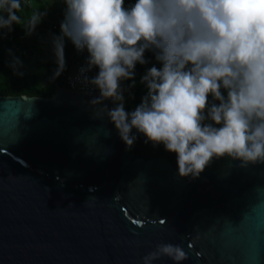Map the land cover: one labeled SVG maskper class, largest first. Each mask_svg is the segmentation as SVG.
<instances>
[{"label":"water","instance_id":"water-1","mask_svg":"<svg viewBox=\"0 0 264 264\" xmlns=\"http://www.w3.org/2000/svg\"><path fill=\"white\" fill-rule=\"evenodd\" d=\"M96 96L0 97V264H142L161 243L182 264H264V163L180 177L136 129L128 149Z\"/></svg>","mask_w":264,"mask_h":264},{"label":"clouds","instance_id":"clouds-1","mask_svg":"<svg viewBox=\"0 0 264 264\" xmlns=\"http://www.w3.org/2000/svg\"><path fill=\"white\" fill-rule=\"evenodd\" d=\"M64 5L60 34L51 37L57 64L52 79L66 69V38L77 52L86 50V65L75 79L99 90L89 103L103 106L128 149L136 129L145 143L177 154L179 176L193 179L213 158L228 156L241 167L264 163V0H64ZM21 9V0H0V31L21 24ZM46 14L35 11L24 21L25 36L35 34ZM147 52L156 63L141 76L147 89L141 103L128 112L122 81L134 86L136 65L149 63ZM22 65L15 57L10 66ZM93 68L98 72L90 77ZM108 99L114 107L104 103ZM161 257L173 264L188 259L180 245L161 243L142 264Z\"/></svg>","mask_w":264,"mask_h":264},{"label":"trees","instance_id":"trees-1","mask_svg":"<svg viewBox=\"0 0 264 264\" xmlns=\"http://www.w3.org/2000/svg\"><path fill=\"white\" fill-rule=\"evenodd\" d=\"M134 0H126V4ZM22 17L20 25H14L13 31H0V97H49L55 91V86L65 87V77L78 61L77 50L70 40L65 39L66 69L59 77L52 79L57 68L56 58L51 45V37L60 34V25L64 19V0H21ZM54 5L50 11L49 6ZM46 16L37 26L35 34L27 37L24 34V21L35 11H45ZM11 50V53L9 52ZM148 64H137L135 68V83L132 80L122 81L125 89V110L134 111L146 94V87L141 83V76L148 67L155 64L153 54L147 52ZM15 57L23 62L22 66H10ZM157 67H160L157 64ZM18 72H23L19 75ZM113 103V107H114Z\"/></svg>","mask_w":264,"mask_h":264},{"label":"built area","instance_id":"built-area-1","mask_svg":"<svg viewBox=\"0 0 264 264\" xmlns=\"http://www.w3.org/2000/svg\"><path fill=\"white\" fill-rule=\"evenodd\" d=\"M78 61L73 65V69L66 75L65 77V85L67 89L75 90V91H83V92H99L98 89H95V86L91 84L84 83L81 80H76V76L78 75V69L81 66L86 65V59L88 56L87 51L77 52ZM98 72V68H93L92 71L88 73L90 77L95 76ZM125 106V105H124ZM113 107V101H112Z\"/></svg>","mask_w":264,"mask_h":264},{"label":"rangeland","instance_id":"rangeland-1","mask_svg":"<svg viewBox=\"0 0 264 264\" xmlns=\"http://www.w3.org/2000/svg\"><path fill=\"white\" fill-rule=\"evenodd\" d=\"M54 5H52V6H49L48 8H46L47 10H51V9H53L52 7H53Z\"/></svg>","mask_w":264,"mask_h":264}]
</instances>
